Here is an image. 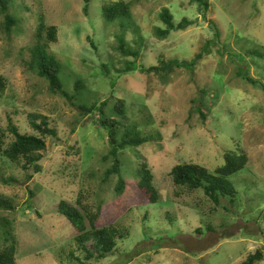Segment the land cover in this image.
Segmentation results:
<instances>
[{
    "label": "rangeland",
    "instance_id": "rangeland-1",
    "mask_svg": "<svg viewBox=\"0 0 264 264\" xmlns=\"http://www.w3.org/2000/svg\"><path fill=\"white\" fill-rule=\"evenodd\" d=\"M117 1L92 0L86 15L84 0H17L29 11H21V31L11 34L0 15V75L7 84L0 97V129L8 140L9 122L33 135L30 121L46 118L57 132L40 153L39 173L10 164L0 153V198L14 207L0 206V223L15 229L18 264H78L70 256L77 232L57 209L63 200H79L93 211L102 206L101 223L120 225L124 238L117 257L100 264H243L257 250L264 253V59L259 56L264 0H206V19L193 0H123L132 4V18L112 24L103 19L102 7ZM165 8L176 24L183 19L191 24L162 39L156 29H165L160 20ZM40 16L58 29L49 52L65 68L64 90L74 94L76 81L86 86L73 101L76 106L51 93L48 82L30 69ZM122 41L139 56L124 55ZM208 45L194 71L174 68L164 79L139 70L176 59L193 62ZM128 62L138 69L122 73ZM119 99L128 104L130 125L148 140L119 153L127 183L121 199L118 176L104 182L114 164L108 131L78 108ZM201 107L210 110L205 122L195 111ZM237 149L250 162L230 177L234 199L223 198L216 206L204 190L174 184V166L193 163L214 172L225 164V154ZM143 163L161 195L156 204L137 185ZM86 247L93 249L91 242Z\"/></svg>",
    "mask_w": 264,
    "mask_h": 264
},
{
    "label": "trees",
    "instance_id": "trees-1",
    "mask_svg": "<svg viewBox=\"0 0 264 264\" xmlns=\"http://www.w3.org/2000/svg\"><path fill=\"white\" fill-rule=\"evenodd\" d=\"M92 0H84V12L89 15L90 3ZM197 3L199 10L204 14L206 19V12L209 8V4L206 0H193ZM132 4L119 0L117 2H111L103 5L102 16L103 19L109 23H116L118 21H129L132 18L131 12ZM21 11H29L25 4H18L17 0H0V15L4 16L3 27L8 34L13 33L14 30L21 31V24L24 22V18L21 15ZM160 20L165 26L163 28H157V35L166 39L172 32L184 31L191 23L187 19L179 24L175 23L174 15L167 8L162 10L160 14ZM126 27H122L123 33L126 31ZM124 35V34H123ZM215 35L217 39L220 38V32L216 28ZM35 45L31 49V62L29 64L31 71L36 73L41 79L45 80L49 84V90L53 94H60L63 98L69 101L73 106L76 104L73 102L83 91L85 85L82 82H75L74 94L68 93L64 90L65 84L61 77L65 68L61 65L49 52V44L58 42V29L56 26L47 25L44 16H40L38 19V27L35 33ZM92 41V40H91ZM93 42V41H92ZM215 44V43H213ZM92 46L95 47L94 43ZM210 45L202 53L196 56L193 62H186L180 60H173L163 62L162 66H154L149 68H140L143 73L151 74L157 72L161 74L164 79L172 73L174 68L187 69L194 71L195 66L203 58L205 54L209 53ZM120 51L124 55L138 57V52H132L127 50L125 43L122 41ZM259 56L264 59V54L260 53ZM133 62H128L126 69L122 73H129L137 70L138 68ZM103 72L106 69L102 67ZM251 84L256 85L250 77L246 76ZM6 80L0 75V97L6 89ZM114 104L112 111L108 114L107 107L110 104ZM195 105V101H193ZM81 113L86 117H91L100 125V127L108 131V137L112 150L110 152L111 157L114 159L113 166L106 172L104 182L107 183L111 177L118 176V183L116 186V193L121 199L126 194V181L122 177L121 161L119 153L127 148L138 149L148 142V140L141 136L138 130V126L130 125L131 117L128 116V104L125 100L119 99L116 102L104 101L100 105H93L87 107L86 104L78 106ZM196 112L203 115V121L208 118L206 112L210 113V110L205 108H196ZM99 115V116H97ZM98 117V119H97ZM32 129L37 134L29 135L20 131V128L9 122L8 133L0 129V153L10 164H16L22 166L26 171L31 168L36 173L41 172V167L38 162L41 160L40 153L47 149V138L57 136L55 129L51 128L47 119L37 122L35 118L30 121ZM225 164L222 167H218L214 172H210L203 166L193 163L179 164L173 167L170 175L176 186L181 188H187L191 191L204 190L206 195L215 203L216 206L221 204L223 198L234 199L237 195V190L234 184L231 182L230 177L245 170L250 162L249 157L243 149H237L236 151H229L225 154ZM137 185L143 196H145L151 204H156L161 201V195L154 185V176L152 170L147 163H143L136 171ZM30 174V173H28ZM32 179V176H29ZM29 200V204L31 205ZM121 204V201L119 202ZM117 205V204H116ZM0 206L5 207L7 210H14L12 204L6 201L3 197L0 198ZM58 212L62 215L73 228L76 230L77 235L75 242L77 247L71 251L70 256L74 263L78 264H100L109 258L117 257L118 242L124 238V234L120 233L118 227L120 225L111 224L104 226L101 223L104 211L100 206L96 211H93L87 206H82L79 200L76 204L69 203L65 200L61 201L57 206ZM11 224V223H10ZM9 224L5 226L0 223V264H18L17 250L18 240L15 235L14 227H9ZM14 229V230H13ZM201 234L202 230H198ZM92 243L93 249L86 247L88 243ZM82 255L85 256L82 257ZM264 260V253L261 250H257L254 254H251L243 264H259Z\"/></svg>",
    "mask_w": 264,
    "mask_h": 264
}]
</instances>
